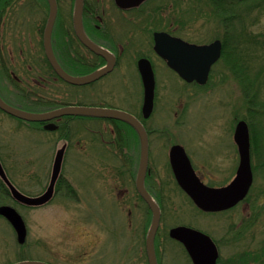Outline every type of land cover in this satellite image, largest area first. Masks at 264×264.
<instances>
[{
  "label": "rangeland",
  "instance_id": "1",
  "mask_svg": "<svg viewBox=\"0 0 264 264\" xmlns=\"http://www.w3.org/2000/svg\"><path fill=\"white\" fill-rule=\"evenodd\" d=\"M191 1L181 3V10L189 9L193 5ZM40 2L45 5L44 0ZM195 2L199 4L200 11H207L211 1ZM44 5L38 15L41 22H44L48 10ZM235 6L233 12L238 15L232 23L235 36L229 42L226 55L214 66L213 77L205 85L186 84L166 69L169 80L161 84L162 95L151 122L171 130L168 139H163L164 146L170 145L169 139L183 142L196 165L212 176L210 180L213 183L220 184L236 173L239 153L234 133L238 121L246 119L251 131L252 153L254 144L257 145L252 163L258 166V172L255 170L254 183L247 199L239 205L220 214L200 213L174 182L168 162L165 159L162 161L165 155L159 149L162 141L153 136L152 151L158 148L156 155L162 162L156 161V165L154 160L152 164L158 166L165 188L164 215L156 243L159 264H193L181 241L170 236L171 228L179 224L211 232L220 242L219 260L222 264H264V0H244ZM15 8L23 16L30 11L26 2ZM210 26L215 27L216 37H222L223 21L217 13L214 23L205 21L200 25L205 29ZM14 40H18L15 33L8 34V44L11 45ZM25 42H31L29 36ZM34 42L39 43L38 36L37 39L34 36ZM253 79L260 86L257 89L259 100L250 105L244 86ZM134 80L130 85L133 96L137 97L140 89ZM41 93L51 97L53 104L110 107L119 104L132 107L131 104L137 102L135 98H129L130 101L83 97V89L66 83L45 84ZM4 96L9 94L5 92ZM37 104L17 106L43 112ZM68 117L71 119L70 140L62 139L60 132L35 130L36 122L25 121L0 108L2 155L13 183L31 194L45 189L57 149L67 139L70 146L66 152L64 171L77 194L68 196L64 190L49 203L35 207L7 199L6 203L15 206L23 215L28 237L25 244H20L12 224L0 215V264L17 262L24 255L28 259L51 264H149L146 235L151 222L146 217L145 224L138 227L140 214L147 213L138 195L140 208L134 210V225L128 223L126 215L108 196H105L104 203L95 205L99 198L96 191L105 189L107 194L111 192L109 170L112 172L116 167H125L123 164L99 163L93 158L99 152L92 145L95 146L99 138L96 137L93 142L89 129L111 122L103 117ZM84 125L88 127V135L84 134ZM86 140L88 148L83 149V141ZM25 160L32 162L26 163L30 171L36 172L32 177L23 176L27 171L24 169L27 167ZM85 194H88V205Z\"/></svg>",
  "mask_w": 264,
  "mask_h": 264
},
{
  "label": "flooded vegetation",
  "instance_id": "2",
  "mask_svg": "<svg viewBox=\"0 0 264 264\" xmlns=\"http://www.w3.org/2000/svg\"><path fill=\"white\" fill-rule=\"evenodd\" d=\"M185 1L187 0H83V29L87 37L94 43V45L101 48L100 50L103 52H100L98 51L97 47L95 48V46L93 47L82 40L77 32L74 17V6L76 0H57L58 13L52 31V48L61 66L68 73L74 76H87L100 69H105V72H103L100 76L87 83L74 84L67 81L59 74L46 52L45 30L50 14L48 0H44L45 5L41 3L40 0H0L1 96L7 102L15 106L20 104L33 106L38 103L36 106L43 109V111L52 110L66 104H53L54 101L51 97L43 96L41 89L45 84L49 83H66L68 85L74 86L77 89H83V97L91 96L115 100H130L129 98H135L137 102L131 104L132 107L116 104L113 105V108L126 110L135 115L142 122L147 132L149 141V161L144 179V187L156 198L160 204V224L162 223V218L164 215L163 202L165 188L162 185L161 177H159L158 166H156L157 162L161 161L156 155L158 148H156L154 152L152 151L151 144L153 136H157L158 141H162L159 148L161 152L165 154L162 161L165 159V161L168 162L170 175L174 182L200 213L207 215L224 213L239 205L248 197L247 195L235 206L223 210L208 211L200 207L194 201L191 195L182 187L176 177L170 160L172 147L175 144H181L185 148L186 153L188 154L199 178L203 183L213 187L226 186L234 179L240 163V154L239 163L237 165L234 177H230L229 179L220 182V184H215L210 180L212 176L209 173L206 174L200 167L196 165L193 157L189 154L187 147L182 141V143H179L169 139L168 141L170 145H163V139L165 138L167 140L171 131L168 129V127L151 122V119L158 106L157 102L162 95L160 91L161 84L169 80V75L165 70L167 69L171 71L180 81H183L186 84H207L213 77L214 66L222 59L225 39H228L230 42L232 41V36L234 35L232 30L231 7L233 0H224L225 5L222 37H216L215 27L213 26H210L207 29L200 27L201 23L203 24L205 21L208 24L211 22L214 23L216 13L219 17H221L219 10L217 11L216 9V0H209L211 2L208 5L209 7L207 8V11H200L199 4L195 2L198 0H192L191 3L193 5L189 9L187 8L181 10L180 5ZM24 2H26V5L30 11L24 13L23 16V13L20 12L19 9H13V7H17ZM42 5H44L46 9L48 8L46 12L47 15L45 18H43L44 22H41L38 18L39 11L42 9ZM191 11L193 12L191 13ZM11 33H15L18 40H14L15 42L10 45L7 42V37L8 34ZM159 33H166L172 38H179L197 45L210 44L217 39L222 40L221 57L211 66L209 78L205 84H201L198 79H186L169 63L166 56L161 53L160 49L163 47V45H161L159 48L157 39V34ZM28 36L30 37L31 42H25L26 44H24V41ZM34 36L36 39L38 36L39 43L34 42ZM164 39L166 38L164 37L163 40ZM142 59L148 60L151 63L155 78L154 108L148 117H146L144 114L145 84L140 67ZM133 78H135L134 81L138 82L137 85L140 89L137 97L133 96L130 85V82ZM5 92L8 93L11 98H9V96H4ZM105 119L111 123L89 129L90 133L93 134V142L96 141V137L99 138V140L95 142V146L92 145V148H97V151L99 152L98 155L93 158L98 160L99 163L123 164L125 167H116L117 169L115 171L113 170L112 172L109 170V174L107 175H111V192L110 194H107L105 189L96 191V196L99 195V198L96 199L97 204L95 205H100L102 202L104 203L105 196H108L117 205L116 207V205L113 203L114 206L126 215L125 217L128 223H133L134 225V210L137 207L140 208L139 199H141L144 202V210L145 212L147 210V213H144L143 215L140 214L138 224V227H140V225L145 224L146 217H148L147 221L150 222L152 221L153 217L152 208L141 193L138 186V173L142 156L141 135L134 125L124 120L115 118ZM70 120L71 119L68 116L55 117L48 121L36 122L37 126L34 129L47 132H60L62 139L67 138L70 140L71 138L68 137L69 132H71V125L69 124ZM49 125H53V128H50ZM87 128L88 127L84 125L83 129L84 134L86 135H88L86 131ZM67 139H65L66 142L62 144V146L66 145V152L70 146V142H67ZM87 141L88 140L85 142L83 141V149L88 148ZM78 142H80V140H78ZM2 145L3 143H0V160L7 171V174L10 175L2 155ZM237 150L239 153L238 145ZM66 152L62 165V171L56 182L55 194L53 198L60 193H63L64 190L65 194L68 196L73 194L75 196L77 195L75 190H70V192L68 191L69 188L67 187V183L69 185H71V183L69 182L64 171V164L66 163L67 159ZM152 152L155 156L152 154ZM154 160L156 165L152 164ZM54 161L50 180L45 189L42 190L39 188L40 190L38 192L36 191L31 194L22 191L19 187L18 188L25 194L34 196L41 195L46 192L51 183ZM24 162L25 164L32 163L26 160ZM24 169H27V171L23 173V176L28 175L29 177H32L36 173L30 171L31 169L28 165ZM9 177L11 179V176ZM38 177L39 176H37V178ZM37 178L30 179L34 180ZM85 183L87 182L85 181ZM137 195L139 199L137 198ZM84 198L88 205V194H85ZM7 199L27 207L36 206L28 205L18 201L13 196V193L7 183L0 176V206L9 204L6 203ZM179 225L191 226L208 234L219 249L218 264H222L221 260H219L220 248L218 244L220 242L217 238H215V236H213V234H211V232L209 234V231L206 232L199 227L189 224ZM158 233L159 230L155 238V247ZM181 243L185 246L183 242ZM193 264H195L194 261Z\"/></svg>",
  "mask_w": 264,
  "mask_h": 264
},
{
  "label": "water",
  "instance_id": "3",
  "mask_svg": "<svg viewBox=\"0 0 264 264\" xmlns=\"http://www.w3.org/2000/svg\"><path fill=\"white\" fill-rule=\"evenodd\" d=\"M50 14L45 30L46 52L59 74L74 84L87 83L100 76L105 69H100L87 76H74L68 73L59 63L52 48V31L58 13L57 0H48ZM83 0H76L74 17L79 36L86 43L95 46L87 37L82 24ZM166 38L163 40V38ZM161 53L166 56L169 63L188 80L198 79L205 84L209 78L211 66L219 60L222 54V40L217 39L210 44L197 45L179 38H172L166 33L157 34ZM98 51L100 50L98 46ZM141 71L145 84L144 114L148 117L154 108L155 78L152 65L148 60H141ZM0 108L19 118L30 121H48L55 117L94 116L124 120L134 125L141 135L142 156L138 173V186L153 211L152 221L147 233V251L149 264H159L155 247V238L160 226L161 207L156 198L144 187V179L149 161V141L142 122L132 113L108 106H88L83 104H66L52 110L33 112L22 109L7 102L0 94ZM53 128V125H49ZM234 140L238 145L240 163L234 179L226 186L213 187L202 182L197 175L193 164L181 144H175L170 153V160L176 177L182 187L191 195L194 201L208 211L223 210L235 206L243 200L254 183V170L252 164L251 131L246 119L238 121L234 133ZM66 145L60 147L56 153L51 183L41 195H28L23 193L11 181L0 160V176L11 189L13 196L20 202L28 205H43L49 202L55 194L56 182L61 174ZM0 214L5 216L17 233L18 242L24 244L28 237V226L23 215L12 205L0 206ZM170 235L183 242L195 264H218L219 249L213 239L206 233L187 225L174 226ZM10 264H51L37 259H23Z\"/></svg>",
  "mask_w": 264,
  "mask_h": 264
},
{
  "label": "trees",
  "instance_id": "4",
  "mask_svg": "<svg viewBox=\"0 0 264 264\" xmlns=\"http://www.w3.org/2000/svg\"><path fill=\"white\" fill-rule=\"evenodd\" d=\"M241 1H244V0H233L232 1V6H231L232 7V23L234 22V20L238 16L235 12H233V9L236 7L235 5H237ZM224 5H225L224 0H216V9H217V11L219 10L220 16L222 18L223 23H224ZM233 36H235V35H233ZM228 44H229V40L228 39H225V42H224V50H223V56H222V58L228 52L227 51L228 48H229V45ZM243 86H244V84H243ZM245 86H244V92H246L245 95H246L247 100H249V104L250 105L256 104L258 102V100H259L258 99L259 98V92H258L257 89H260V86L259 85L257 86V83L254 82V79L252 80V82H248V85H245ZM71 117H73V116H71ZM255 153H257V145L256 144H254V146H253V153L252 154H255ZM255 170H257V172H258V166L257 165H254V171ZM67 187L69 188L68 189L69 192H70V190H73L74 191L72 185H69L67 183ZM23 259H28V258L24 255L21 258V260H23Z\"/></svg>",
  "mask_w": 264,
  "mask_h": 264
}]
</instances>
